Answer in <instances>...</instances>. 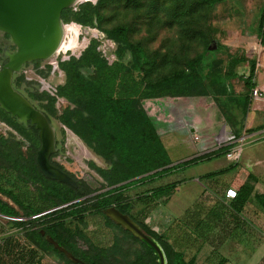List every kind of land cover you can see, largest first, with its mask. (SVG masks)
<instances>
[{
    "label": "trees",
    "instance_id": "1",
    "mask_svg": "<svg viewBox=\"0 0 264 264\" xmlns=\"http://www.w3.org/2000/svg\"><path fill=\"white\" fill-rule=\"evenodd\" d=\"M108 1L97 0L96 4L89 2L82 5L79 11L65 9L63 19L66 22L74 20L81 24L95 25L101 28L106 37L117 44L118 55H121L123 51H129L135 68L145 70V63L148 60L146 51L140 43L130 40L128 27L125 25L112 28L103 27L101 8L106 6ZM224 1L226 0H202L209 6ZM259 35L264 43V6L259 21ZM98 45V40L92 39L80 59L74 58L72 61L60 63L61 69L67 74V81L60 86L59 93L70 103L62 114L58 115L54 110L53 99H49L48 106L42 109L33 100L35 99L33 95H27L21 90L23 77L20 74L14 76V86L48 117L56 129L57 141L63 139V128L60 127V124H63L74 131L106 164V168L99 167L98 169L106 179L108 186H114L139 176L142 177L100 193L83 180L85 192L91 196L61 207L79 199L82 194L71 185L50 180L41 175L45 182L39 184L42 189L40 198L46 206L38 209L30 207L25 212L8 206V216L20 218V220L12 219L10 221L17 230V234L8 236V264H38L45 255H56L64 264H80L73 262L48 242L46 237L41 234V229H45L47 234H50L62 246L88 264H158L157 256L145 243L105 214V209L111 206L129 214L147 233L160 242L166 253L168 264H198V255L194 254L188 258L180 238L173 237L171 231H157L146 222V218L149 217L153 209L171 198L181 181L147 188L138 197L145 204V207L138 214L133 213L137 198L131 195L130 191L135 187L154 183L177 170L224 156L229 151L230 146H223L172 165V158L155 122L140 105L136 96L128 94L115 96L109 87L98 79L99 76L103 75L99 74V70L112 69V66L108 65L107 59L101 57L97 51ZM208 59L207 50L188 62L189 71L177 70L156 81L146 82V94L162 97L165 95L174 97L203 96L213 91L217 94L215 96L216 101L225 111L227 120L230 123L235 122L245 116L250 109L251 94L256 86V63L251 65L247 77L242 76L248 92L243 96L234 98L233 105L223 98L229 96L228 81L239 76L237 68L246 62L245 58L231 56L226 69L217 67V69L207 73L204 79L198 70L202 63H208ZM90 66L98 69L96 76L85 74L82 71V67ZM35 97L44 99L41 94H36ZM0 108L3 114L8 116V124L14 126L27 139L39 140V131L35 126L28 127L24 123L18 122L1 106ZM230 108L231 112L227 113ZM239 113H242V116ZM262 128L264 126L257 130ZM236 134L240 136V133ZM0 138L15 139L2 134H0ZM237 166L238 163H233L226 168L207 173L201 179H211L223 175ZM256 180L254 175L248 173V180L241 181L238 177L234 182V186L237 188V196L232 198L231 207L236 213L241 214L253 197L264 209V194H254L255 187L252 181ZM8 194L15 202L22 205L19 195L11 191H8ZM57 207L61 208L47 212ZM88 214H99L104 217L106 225L114 233L111 244L100 245L88 236L85 231V227L88 225L86 221ZM202 222L206 223L203 220ZM204 232V228L197 227L194 230L197 238L194 237V239H207ZM81 241L86 244V248L80 246ZM224 262L225 260L222 259L219 264H224Z\"/></svg>",
    "mask_w": 264,
    "mask_h": 264
},
{
    "label": "rangeland",
    "instance_id": "2",
    "mask_svg": "<svg viewBox=\"0 0 264 264\" xmlns=\"http://www.w3.org/2000/svg\"><path fill=\"white\" fill-rule=\"evenodd\" d=\"M89 2L96 4L97 0L78 2L67 9L79 11L82 5ZM263 6L264 0H226L214 6H209L203 3L202 0H109L106 6L101 8L103 27L112 28L118 25L128 27L130 40L135 43H140L146 51L148 60L145 63V70L135 68L132 63V55L129 51H123L121 55H118L117 44L115 41L106 37V34L101 28L95 25L81 24L74 20L66 22L62 14V19L65 24L76 22L80 25L83 34H80V31L78 45L75 49L69 50L66 53L61 52L57 57L59 61L57 68L54 66L56 58L35 60L25 64L23 69L17 73L23 77L20 86L21 90L27 95H33L35 98L33 100L42 109L48 106L49 99H53L54 110L58 115L62 114L70 103L59 93L60 86L67 81V74L61 69L60 63L72 61L74 58L80 59L92 39H96L99 43L97 51L101 57H105L104 51H106L107 56L112 61L108 63V65L112 66V69L107 71L99 70V74L101 73L103 75L99 76L98 79L104 82L115 96L124 94L135 95L140 105L150 117L156 122L163 124L161 126V133L165 135V133L167 134L169 132L167 129L168 118L164 116V119L157 120L151 109H147L149 100H158L162 96L147 95L145 83L148 81H156L177 70L184 69L189 71L190 67H188V62L207 50L209 57L208 63H202L198 70L204 79L207 73L215 68L217 69V67L223 70L226 69L231 56H239L244 57L246 60V62L239 66V73L244 76L248 75L250 65L257 63L258 70L261 68L263 72L258 74L255 81L258 84L262 78V82L264 83V45L261 42L258 27ZM86 30L88 31L87 34H85ZM7 38L11 40L7 33L0 31V43ZM12 47L16 49L13 42ZM3 61L4 59L1 56L0 49V69L4 64ZM82 71L85 74L95 76L98 74V69L92 66L82 67ZM228 92L229 96L227 95L228 97L223 99L228 100L231 104H233L234 98L245 95L248 89L245 85L244 78L238 77L228 81ZM259 92L263 93L262 98L258 96ZM36 94H41L44 99L35 97ZM216 95V93L211 91L210 94L203 96L176 97L181 98V102L193 108L197 106L199 108L205 107L206 116H210L211 123L217 125L218 129L223 125L219 133L222 136L229 131L230 127L227 125L228 120L225 111L216 101ZM167 96L169 97L171 95H165V97ZM253 97L264 99V89L253 91ZM249 111L245 116L239 113L242 119L248 120L250 118L251 110ZM230 112L231 108L227 110V113ZM250 122H252L251 119ZM250 122L248 121L246 124L250 125ZM256 124L254 120L252 122L253 127L248 129L245 134L243 133L244 135L240 134V137L242 135L249 136L246 138V142H256L264 139V132L255 133L260 128L259 126L255 127ZM60 127L63 128L61 154L57 155L55 159L72 173L85 180L97 192L106 191L111 186L107 185L106 179L98 169L99 167L106 168V164L99 157H96L93 151L74 131L63 124H60ZM0 134L8 135V138L27 139L14 126L8 124V116L3 114L1 108ZM218 135L211 137V142L209 140L211 147L217 145L216 138ZM186 137L189 138L188 136ZM221 138L220 140H223ZM246 142L242 145L245 152L239 160H245L246 155L252 156L251 153H256L260 146L255 144L249 145ZM238 143L242 144V142ZM188 155L189 153H185L183 156L186 157ZM226 161L227 157L225 155L214 159L211 163L200 164L196 168L188 170L184 175L187 178L192 175L198 177L202 174L217 170ZM159 183L165 182L160 181ZM151 184L135 187L130 191L131 195L137 198L133 211L134 214H138L145 207L144 202L138 197L147 188L154 186L156 183ZM9 188L18 192L22 199L26 198V194L22 193V190L24 191L26 189L24 183L13 173L8 172ZM201 190L202 183L198 180H187V182L180 185L179 190L174 192V196L172 195L173 198L166 206L161 204L153 209L149 217L146 218V222L157 231H165L164 229L167 228V225H163L166 219L165 215L169 218L179 213V211L182 212L183 206L192 204ZM28 195L27 197L30 200L31 197H35L30 187ZM38 204L41 205L40 208L46 206L44 203ZM9 221L11 220L8 219V236L17 232ZM86 221L88 225L85 227V231L95 243L100 245L111 244L114 233L106 225L102 215L88 214ZM172 224L173 233L171 228H169V231H171L173 237L181 239L188 258L197 254L199 264H218V259L213 258L208 250L202 249L199 242H190V238L186 239L187 237L184 232L187 229L182 226L180 220L173 221ZM80 246L86 248V244L83 241L80 242ZM38 264L64 263L56 255H51L44 256Z\"/></svg>",
    "mask_w": 264,
    "mask_h": 264
},
{
    "label": "crops",
    "instance_id": "3",
    "mask_svg": "<svg viewBox=\"0 0 264 264\" xmlns=\"http://www.w3.org/2000/svg\"><path fill=\"white\" fill-rule=\"evenodd\" d=\"M262 44L264 45L263 42ZM257 65L258 64L256 63V77L259 73L261 74V72H263L261 68L258 70ZM238 68V77L241 78L243 75L239 73L240 71ZM248 75H245V77ZM263 89L264 83L261 78V82L258 84L256 83L253 91ZM251 98V109H249L251 110L249 115L250 118H248V120L240 118L233 123L228 121L227 125L230 127L229 131L235 134H245L248 129L253 127L252 122H254V120L257 123L255 127L264 126V99L253 97V92ZM180 99L181 98L172 96L158 99V103L162 108L164 116L168 118V128H166L169 132L167 134L165 133V135H162L161 126L163 124L153 120L172 158V165L182 163L191 158L213 151L215 146L211 147L209 140L211 142V137L218 135L223 127V125H221L218 129L217 125L211 123L210 116H206L205 107L199 108L197 106L193 108L190 105L181 102ZM250 119L252 122H250ZM248 121L250 122V125L246 124ZM258 132H264V128L257 132L255 131V133ZM195 135H198L200 139L196 140ZM246 137L248 138L249 136ZM246 143H249V145L255 144L260 146L256 153H251L252 156L246 155L245 160L234 162L226 155L227 161L217 170L226 168L233 163H238V166L223 175L211 179H201V177L207 173L198 177L192 175L189 178L184 175L188 170H192L200 164L213 162V159L177 170L154 182L156 183L154 186H158L173 181H181L176 190H179L180 185L187 182V180L194 179L202 183V190L195 201L188 206L184 205L182 212L179 211V213L172 217L168 218L165 215L166 219L164 220L165 223L163 225H167V228L164 229L165 231H169V228H171L173 233V221L180 220L181 224L184 225V228L187 229V231L184 232L187 237L186 239L190 238V242H199L202 249L208 250L213 258L218 259V264L222 259L225 260L224 264H264V209L257 202L255 197H253L246 205L244 211L241 214H238L231 207V201L233 199L228 198L226 195L228 188L232 187L237 189L234 186V182L238 177L241 181L248 180V173H251L257 179L256 181H252V184H254L255 187L254 194H264V139ZM244 152L245 150L242 148L241 156ZM185 153H189V155L184 157L183 155ZM160 181H164L165 183H159ZM173 196L162 205L166 206ZM202 220L206 221V223H201ZM198 225L201 226V228H204V235L207 236V239H194V237L197 238L194 230L199 227ZM13 234L17 233H12L11 235Z\"/></svg>",
    "mask_w": 264,
    "mask_h": 264
},
{
    "label": "water",
    "instance_id": "4",
    "mask_svg": "<svg viewBox=\"0 0 264 264\" xmlns=\"http://www.w3.org/2000/svg\"><path fill=\"white\" fill-rule=\"evenodd\" d=\"M76 0H0V31L7 33L16 49L8 51V61L0 69V106L18 122L26 126H35L39 131L41 148L38 153V164L42 172L51 179L79 188V183L67 172L53 165L51 154L55 151L56 133L48 117L14 86V76L25 64L35 60H48L56 56V49L61 38L63 11L77 4ZM147 175V174H145ZM143 175V176H145ZM142 176L111 186H120ZM107 189V190H108ZM81 192H84L81 189ZM81 198L61 207L78 202ZM57 207L55 209L61 208ZM52 209V210H55ZM105 214L118 225L131 232L145 243L157 256L158 264H168L164 248L160 242L136 222L129 214L117 207L105 209ZM41 234L56 249L63 252L75 263L88 264L73 252L62 246L45 229Z\"/></svg>",
    "mask_w": 264,
    "mask_h": 264
},
{
    "label": "flooded vegetation",
    "instance_id": "5",
    "mask_svg": "<svg viewBox=\"0 0 264 264\" xmlns=\"http://www.w3.org/2000/svg\"><path fill=\"white\" fill-rule=\"evenodd\" d=\"M0 49H1V56L4 59L3 63L5 64L8 61V57L6 56V54L8 53V51L11 52L14 51L15 48L12 47L11 40L7 38L6 40H3L2 43H0ZM55 133H56V129H55ZM5 136L7 137L8 135ZM61 147H62V142L55 140V151L51 154L50 161L53 165L67 172L79 183L80 187L75 189L79 190V192L82 194V197H80L81 200L87 199L88 197L91 196V194L89 195L86 194L84 185L82 183L83 179L72 173L62 163H60L55 159L57 155L61 154ZM40 148H41L40 139L39 140H28V139L8 140V139L0 138V249L2 248V250H0V264H8V219L12 220L11 219L12 217L8 216V206L14 207L17 210H20L21 212H25L30 207L33 209H38L41 207V205H39L38 203H43V200L40 198V192L42 191V189L40 188L39 184L45 182V179L41 175H44L46 178L48 177L42 172L38 164V153ZM8 172L13 173L26 186L25 189L26 193L25 190L24 191L22 190V193L26 194V198L22 199L20 197L22 201V205H19L17 202H15L13 198L8 194V191H11L19 195L18 192L10 188L8 189ZM48 179L54 180L51 178ZM29 187L31 192L35 194L34 195L35 197H31V200L29 197H27L29 196L28 195ZM81 189L84 192H81ZM50 211L53 210L51 209L47 212ZM25 219L27 218L25 217ZM45 256H51V255H45Z\"/></svg>",
    "mask_w": 264,
    "mask_h": 264
},
{
    "label": "built area",
    "instance_id": "6",
    "mask_svg": "<svg viewBox=\"0 0 264 264\" xmlns=\"http://www.w3.org/2000/svg\"><path fill=\"white\" fill-rule=\"evenodd\" d=\"M88 31L86 30L85 31V34H87ZM80 34H83V31H81ZM97 37V36H96ZM67 52V51H66ZM66 52H63V53H66ZM104 56L105 58L109 61V63H111L112 61L110 60V58L107 56V53L106 51H104ZM62 53V54H63ZM61 53L57 54L54 58L55 59V64L54 66L57 68L58 66V60H57V57L60 55ZM113 60V59H112ZM115 61V60H114ZM113 61V62H114ZM257 95V94H256ZM258 96L262 97L263 96V93L262 92H259L258 93ZM151 109L152 113L155 114L157 120H162L164 119L163 116V112H162V108L160 106V104L158 103V100H149L148 103H147V109ZM190 129V128H189ZM219 136L220 134L217 136L216 138V141H217V145L215 146V149H218V148H221L223 146H230V149L229 151L226 153L227 157L232 160V161H238L240 156H241V152H242V145L243 143L246 142V136H243V137H239L237 136L235 133L231 132V131H227L226 132V138L223 139V140H220L219 139ZM195 139L196 140H199L200 137L198 135H195ZM238 142H242V144H239ZM226 195L228 198H235L237 196V190L235 188H228L227 191H226ZM13 220H17V218H11ZM18 220H20V218H18Z\"/></svg>",
    "mask_w": 264,
    "mask_h": 264
},
{
    "label": "bare ground",
    "instance_id": "7",
    "mask_svg": "<svg viewBox=\"0 0 264 264\" xmlns=\"http://www.w3.org/2000/svg\"><path fill=\"white\" fill-rule=\"evenodd\" d=\"M87 0H76L75 2H82ZM81 31V27L78 23L73 22L71 24H65L64 22L61 25V38L59 45L56 49V55L61 52H68L69 50L75 49L79 43V33ZM226 135V134H224ZM222 135V136H224ZM220 136L219 139L222 137ZM226 136L221 139H225Z\"/></svg>",
    "mask_w": 264,
    "mask_h": 264
}]
</instances>
